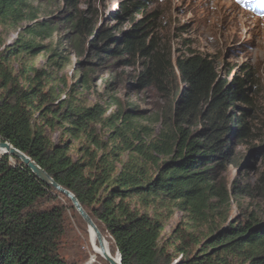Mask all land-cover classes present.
I'll return each instance as SVG.
<instances>
[{
    "label": "trees",
    "instance_id": "1",
    "mask_svg": "<svg viewBox=\"0 0 264 264\" xmlns=\"http://www.w3.org/2000/svg\"><path fill=\"white\" fill-rule=\"evenodd\" d=\"M96 1L64 0L66 39L89 60L69 88L58 77L66 61L44 43L61 23L39 20L29 0H0V25L27 22L12 44H0V141L77 198L121 264H264V225L253 214L240 222L227 215L233 200L264 198V174L255 184L241 173L229 184L225 175L234 144L254 129L253 72L232 69L228 80L212 56L158 47L149 34L158 16L136 19L146 0H124L112 14L130 24L124 32L98 24ZM104 63L111 74L115 64L130 70L134 93L152 92L153 114L117 98L110 114L111 104L81 102ZM56 130L78 147L52 141ZM159 207L188 217L165 240L161 215L147 210ZM69 216L86 228L67 197L0 151V264H71L59 254Z\"/></svg>",
    "mask_w": 264,
    "mask_h": 264
},
{
    "label": "rangeland",
    "instance_id": "2",
    "mask_svg": "<svg viewBox=\"0 0 264 264\" xmlns=\"http://www.w3.org/2000/svg\"><path fill=\"white\" fill-rule=\"evenodd\" d=\"M33 7L38 9V19H51L61 23L60 28L45 44L56 47L57 53L63 57L66 64L58 77H62L70 88L76 83L80 72L87 65L85 54L78 56L73 46L66 39L67 26L63 23L67 9L64 0H29ZM124 0H97L93 3L97 12L98 24L107 28L115 27L124 32L130 28L125 19H114L112 14L119 10L120 3ZM212 1V2H211ZM146 0L148 9L136 19H141L150 13L158 16L156 28L149 32L156 45L173 55H188L200 53L212 56L216 60L217 68L222 78L230 80L235 69L243 75V70L250 69L256 79L257 89L253 108V132L246 142L234 144L233 161L235 165L228 166L226 178L229 184L236 175L246 176L249 182L255 184L264 174V10H256L250 2L245 0H222L223 3L216 7L213 0ZM81 9H85L80 5ZM67 10V11H66ZM66 11V12H65ZM240 15L235 20L234 14ZM227 14V15H226ZM257 17H259L257 19ZM249 21L245 22V19ZM261 19V20H260ZM235 20V21H234ZM237 21V22H236ZM243 22V23H242ZM63 23V24H62ZM30 24V23H28ZM27 22L18 24L8 23L0 25V44L2 48L12 44ZM46 57L37 56L34 65L37 68L44 66ZM240 68H243L240 70ZM130 70L124 69L120 64L113 65L112 74L103 64L94 68L92 74V90L81 92V102L86 106L95 103L102 105L111 104L108 114L115 110L112 104L118 99L123 104L135 105L139 111L153 114L152 92H136L127 87L125 75ZM116 77L114 80L113 77ZM112 80V85L106 87V82ZM62 91V87L58 86ZM180 87L182 84L180 83ZM64 89V88H63ZM78 89H80L78 87ZM65 90V89H64ZM52 141L59 139L73 142L78 147V142L71 139L61 131H48ZM73 158L78 154L72 152ZM127 156H123L126 160ZM150 213L157 212L163 219L161 239L170 236L178 224L187 222L188 217L183 212L170 207H159L157 210L147 209ZM171 212V213H170ZM227 215L231 221H245L250 214L256 215L260 224L264 225V198L256 196L238 198L230 203ZM75 219V218H74ZM71 216L66 222V233L62 239L59 254L71 264H105L96 257L90 243L88 229L83 228ZM103 262V263H102Z\"/></svg>",
    "mask_w": 264,
    "mask_h": 264
},
{
    "label": "water",
    "instance_id": "3",
    "mask_svg": "<svg viewBox=\"0 0 264 264\" xmlns=\"http://www.w3.org/2000/svg\"><path fill=\"white\" fill-rule=\"evenodd\" d=\"M0 151L4 154H7L11 157H15L19 159L22 163H24L31 172L43 183H45L48 186L53 187L56 191L64 195L69 199L72 206L74 207L77 214L80 216V218L84 221L86 224V227L89 231H92L94 238L97 241V245L99 246V255L106 261L108 264H121V258L119 255H111L107 242L98 229V227L95 225L91 217L87 214V212L83 209V207L80 205L77 198L68 190L64 189L60 185H58L37 163H35L33 160H31L28 156H26L24 153L20 152L13 146H11L7 142L0 141Z\"/></svg>",
    "mask_w": 264,
    "mask_h": 264
},
{
    "label": "bare ground",
    "instance_id": "4",
    "mask_svg": "<svg viewBox=\"0 0 264 264\" xmlns=\"http://www.w3.org/2000/svg\"><path fill=\"white\" fill-rule=\"evenodd\" d=\"M211 1V0H210ZM250 2H251V0H249ZM212 2V1H211ZM213 4H215V6L216 7H219V5H221L222 3H223V1L222 0H213ZM236 13V12H235ZM235 13H233L232 11H230V15H233L234 14V17H235V20H237V18L238 17H241L240 15H237V14H235ZM227 15V14H226ZM242 18V17H241ZM259 17H257V19H258ZM245 19V22H247V21H249V19H247V18H244ZM234 20V21H235ZM259 20V19H258ZM261 20V19H260ZM238 21V20H237ZM236 21V22H237ZM243 23V22H242ZM264 26V25H263ZM2 153V152H1ZM89 233V235H90V243H91V246H92V250H93V252L95 253V254H99V246L97 245V241H96V239L94 238V236H93V233H92V231H89L88 232ZM109 249V248H108Z\"/></svg>",
    "mask_w": 264,
    "mask_h": 264
}]
</instances>
